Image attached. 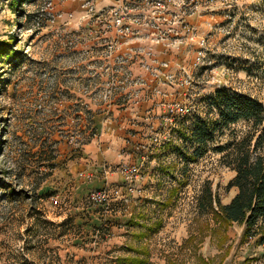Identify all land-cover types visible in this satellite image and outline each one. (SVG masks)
I'll return each mask as SVG.
<instances>
[{"label":"rangeland","instance_id":"obj_1","mask_svg":"<svg viewBox=\"0 0 264 264\" xmlns=\"http://www.w3.org/2000/svg\"><path fill=\"white\" fill-rule=\"evenodd\" d=\"M170 1L162 26L184 32L154 42L115 31L120 2L0 0V264H264L245 224L199 205L230 202L236 171L176 148L216 89L264 103V0Z\"/></svg>","mask_w":264,"mask_h":264},{"label":"trees","instance_id":"obj_2","mask_svg":"<svg viewBox=\"0 0 264 264\" xmlns=\"http://www.w3.org/2000/svg\"><path fill=\"white\" fill-rule=\"evenodd\" d=\"M207 101L209 111L205 116L197 114L192 127L179 129V138L185 142L176 147L177 151L186 164L197 161L210 149L222 153L224 164L236 171L227 188L235 187L237 193L230 202L223 203L207 188L201 195L200 208L214 212L217 222L225 227L245 224L244 236L264 244V103L227 87L216 89ZM213 110L216 116L211 118L208 112ZM240 120L249 125L241 136L233 127ZM224 135L228 140L219 141ZM214 140L216 144L210 147ZM128 260L137 264L145 261L140 257Z\"/></svg>","mask_w":264,"mask_h":264},{"label":"built area","instance_id":"obj_3","mask_svg":"<svg viewBox=\"0 0 264 264\" xmlns=\"http://www.w3.org/2000/svg\"><path fill=\"white\" fill-rule=\"evenodd\" d=\"M126 0H120L121 6L119 8H116L114 11V15H113V26L115 28V31L121 35V36H128V35H132V36H138L141 34V31L143 29V26L145 24H147L148 26H150V30L151 32L148 34V36L151 38H154L152 41L156 42V40H158L159 42V38L157 37V35H162L161 38L164 39V37H168L169 35L173 34L170 33L168 34L170 31H176L175 35H180L182 34L184 31H180L178 29L175 28V26L171 27L169 26L167 29H164V26H167L168 24L166 23V21H172L169 17V13H172V9H170L171 6V1L170 0H143V3L146 5H152L151 6V12L150 14H146L145 17L148 19L147 21H145L142 17V15L140 13L135 14V17L130 18L128 15V12H126L127 6L122 4L124 3ZM155 2L158 3V5H155ZM179 7H182L185 4V1L183 2L182 0H179ZM154 6H162L163 8L166 9V11L164 12L163 15H158L156 14L157 10L154 8ZM181 13H183L182 11H180V13L176 14V19L178 18V21L180 23L185 22L187 20V14L183 13L182 15H180ZM173 23L176 24V21H173ZM181 27V25H180ZM184 27H187V23H185ZM163 33V34H162ZM155 43L152 46H149V51L148 53L151 54L154 49H155ZM165 65H167L168 63L165 62ZM150 65H148L149 67ZM165 77L166 78H173V74L171 73H165ZM97 195H93V197L95 198Z\"/></svg>","mask_w":264,"mask_h":264},{"label":"crops","instance_id":"obj_4","mask_svg":"<svg viewBox=\"0 0 264 264\" xmlns=\"http://www.w3.org/2000/svg\"><path fill=\"white\" fill-rule=\"evenodd\" d=\"M109 4H114L115 2H120V0H108Z\"/></svg>","mask_w":264,"mask_h":264}]
</instances>
